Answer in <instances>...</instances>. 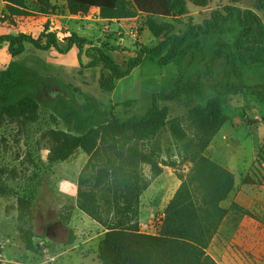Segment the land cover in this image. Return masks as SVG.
<instances>
[{
	"label": "rangeland",
	"instance_id": "obj_1",
	"mask_svg": "<svg viewBox=\"0 0 264 264\" xmlns=\"http://www.w3.org/2000/svg\"><path fill=\"white\" fill-rule=\"evenodd\" d=\"M7 4L16 10L9 11ZM227 4L251 8L264 21V0H207L205 6L186 0L187 13L169 17H149L132 0H119L124 17L98 21L95 19L100 13L90 12L92 16L86 18L83 15L89 10L70 12L66 0H49L44 6L35 0H0V32H25L37 38L54 31L60 46H65L68 36L75 32L84 40V48L90 44L102 46L122 66L139 46H156L161 41V25L182 33L188 23H201L212 10ZM239 30L233 18L208 35L187 39L176 60L169 64L158 63L161 53L145 54L132 77L137 87L141 82L143 90L129 105H116L111 93L100 89L103 69L80 66L77 51L61 54L53 48L44 51L27 44L21 54L12 57L7 43L2 44L0 70L11 62L15 74L27 80L36 97V113L30 117L20 109L14 115L0 117V194L12 197L7 206L6 196L0 195V264H102L98 243L106 226L117 216L136 211L134 218H138L141 232L160 234L165 208L182 181L179 174L182 179L189 175L198 154L218 164L230 160L239 173L236 185L219 202L226 213L207 253L213 249L217 252L210 247L216 236L220 242L214 258L217 263L242 264L237 256L253 258L257 243L263 244L264 260V210L255 211L262 202L261 194L248 173L258 158L264 159V89L258 86L264 83V64H238L229 78L242 88L220 100L226 123L215 134L224 130L223 148L215 151V134L209 136L212 126L204 115L197 114L214 95L213 87L226 71L223 59L215 54L216 48L220 43L232 45ZM82 60L85 63L88 58L82 54ZM186 80H198L204 95L192 102L185 96L156 100L167 119L179 118L184 139H174L165 126L152 139L125 145L114 141V146L97 140L90 152L78 146L66 157L55 155L53 130L84 135L99 122L95 117L87 120L94 109H105L118 119L144 116L153 103L154 92H167ZM199 141L206 146L201 148ZM261 172L258 169L255 174ZM236 190L241 204L228 205L229 196ZM253 196L257 197L255 201ZM250 201L255 202L250 207L254 212L249 210ZM19 229L31 232L36 252L25 249ZM71 236L73 241L67 243Z\"/></svg>",
	"mask_w": 264,
	"mask_h": 264
},
{
	"label": "trees",
	"instance_id": "obj_2",
	"mask_svg": "<svg viewBox=\"0 0 264 264\" xmlns=\"http://www.w3.org/2000/svg\"><path fill=\"white\" fill-rule=\"evenodd\" d=\"M5 1V0H4ZM11 1V0H7ZM23 3V0H17ZM40 5H47L49 0H35ZM72 13L86 12L91 7H98L103 18H122L125 12L119 7V0H66ZM136 7L147 16H172L187 13L186 0H132ZM198 6H205L207 0H192ZM9 11L16 8L7 4ZM236 19L240 30L232 45L220 43L215 54L223 59L225 72L214 85V95L208 98L201 115L212 126L209 136L226 123V116L221 111V98L226 94L238 93L242 86L230 82L229 78L237 71L238 64L245 67L264 64V21L251 8H240L235 5H224L222 9L211 11L210 17L201 23H188L182 33L173 31L171 26L161 25L164 37L156 46H139L134 55L128 57L122 66L106 53L102 46L90 44L84 48V40L75 32L67 38L65 46H60L56 34L43 32L35 38L25 32H0V47L7 43V51L12 57L21 54L27 44L38 50H50L64 54L75 46L78 63L82 67L100 66L103 71L99 77L102 91L111 92L117 81L126 77L142 63L145 54H160L158 63L169 64L176 60L178 52L187 39L208 35L221 28L224 22ZM44 40V41H43ZM82 54L88 60L83 62ZM264 89V83L258 84ZM252 88V86H248ZM204 95L198 80H186L169 91H156L152 94L153 103L144 116L133 114L126 119H118L107 110L94 109L87 115L89 120H99L96 127L90 128L84 135L75 136L62 130H53L52 136L56 143L54 153L57 157H66L76 147L82 146L90 152L94 145L101 141L125 145L131 141L152 139L167 126L171 136L176 140L185 137L178 117L167 119L165 112L156 100H175L185 96L190 102ZM136 98L115 102L116 105H129ZM22 110L32 117L36 113V97L27 80L17 76L11 62L0 70V117L14 115ZM194 114V110H191ZM195 119L192 120V123ZM253 120L252 122H255ZM201 148L206 142L199 141ZM156 147L161 148L159 145ZM154 147V148H156ZM156 150V149H155ZM168 150V149H167ZM154 151V150H153ZM153 151L151 153H153ZM191 172L182 179L178 189L169 200L164 214L161 232L158 235L140 231L139 220L135 214H126L116 218L114 223L106 226L107 231L98 243V251L102 264H218L206 251V248L217 230L226 210L219 204L225 199L234 185L231 171L202 154H198ZM144 159L145 156H144ZM19 205L22 202L18 200ZM137 210V205H136ZM139 215V214H138ZM20 238L26 250L36 252V247L29 230L19 229ZM73 237L67 243H71Z\"/></svg>",
	"mask_w": 264,
	"mask_h": 264
},
{
	"label": "crops",
	"instance_id": "obj_3",
	"mask_svg": "<svg viewBox=\"0 0 264 264\" xmlns=\"http://www.w3.org/2000/svg\"><path fill=\"white\" fill-rule=\"evenodd\" d=\"M97 13L99 15V8L98 7H95V8H91L89 9V12L87 14H84L83 17H90L92 15V13ZM101 17V19H104L103 16H99ZM110 20H116V19H110ZM76 49V50H75ZM76 52L78 51V49L75 47V46H72L69 50H68V53L69 52ZM139 66L135 67L131 73L129 75H127L126 77L124 78H121L117 81V84L116 86L114 87V89L110 92V99L112 101H122V100H125V99H132V98H138L143 90V87H142V84L141 82H139V86L137 87L136 86V83L134 81H132V77L134 75V72L136 71V69L138 68ZM123 85H126L125 87ZM224 130L222 129L221 131L219 130L215 135H214V139H213V147L216 146L214 149L215 151L218 150L219 148H223L224 147V139H225V132H223ZM220 134V136L222 137H217L218 135ZM216 141V142H214ZM264 155V153L262 154ZM221 166H223L224 168L228 169L229 171H231L234 175V185H236V182H237V174L239 175V173L236 172V169L234 168L232 162H230V160H223L221 163ZM264 159L262 158H258V160L255 161V163L253 165H251L250 169L248 170V173H250L252 176H253V179H255V181L258 183L259 185V193L261 194L260 196V199L262 202H258V208L255 209V211H260V209L264 210V185L262 184L263 180H264ZM261 170L262 172L261 173H258V174H255V171L256 170ZM233 195L232 196H229L230 197V201L228 202V205H232L233 203H239L241 204V197H240V194H239V191L236 190L235 192L233 191ZM231 194H232V191H231ZM1 196H6V200H5V203L6 205L8 206V204L12 201V197L10 195H5V194H0ZM263 196V197H262ZM254 200L255 201L257 199V197H254ZM253 201H250L248 206H249V210L254 212L252 209L253 208H250L251 207V204ZM3 202V201H1ZM255 203V202H253ZM235 214V213H234ZM263 234V233H262ZM217 246H220V242H219V239L215 236L213 238V240L211 241L210 243V247H215L217 249V252H214V249L208 253H211L210 255L213 257V258H217V255L219 254V251H220V247H217ZM263 248V244L262 243H257L254 247V250H253V254H254V257L251 258L247 255H244V254H240L239 256H237V259H238V262H241L242 264H246L247 262L249 261H253V262H258L259 264H263L264 263V260L262 259V255H261V248ZM217 254V255H216ZM233 261V260H232ZM219 264H221V262H218ZM239 264V263H238Z\"/></svg>",
	"mask_w": 264,
	"mask_h": 264
},
{
	"label": "built area",
	"instance_id": "obj_4",
	"mask_svg": "<svg viewBox=\"0 0 264 264\" xmlns=\"http://www.w3.org/2000/svg\"><path fill=\"white\" fill-rule=\"evenodd\" d=\"M99 19H100V20H104V19H101V17H98V18H97V19H95V20H96V21H98Z\"/></svg>",
	"mask_w": 264,
	"mask_h": 264
}]
</instances>
